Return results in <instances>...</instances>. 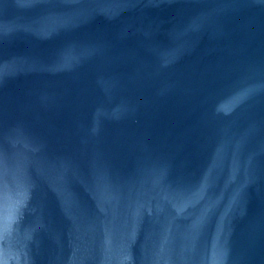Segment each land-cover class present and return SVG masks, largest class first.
I'll return each mask as SVG.
<instances>
[{
  "label": "water",
  "instance_id": "obj_1",
  "mask_svg": "<svg viewBox=\"0 0 264 264\" xmlns=\"http://www.w3.org/2000/svg\"><path fill=\"white\" fill-rule=\"evenodd\" d=\"M97 73L264 154V0H17Z\"/></svg>",
  "mask_w": 264,
  "mask_h": 264
}]
</instances>
